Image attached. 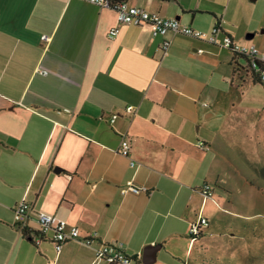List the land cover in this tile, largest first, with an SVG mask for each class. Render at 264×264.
Returning <instances> with one entry per match:
<instances>
[{
    "label": "crops",
    "instance_id": "0c3cea01",
    "mask_svg": "<svg viewBox=\"0 0 264 264\" xmlns=\"http://www.w3.org/2000/svg\"><path fill=\"white\" fill-rule=\"evenodd\" d=\"M122 1L201 32L218 25L264 55V0ZM252 166H264V83L243 57L119 25L83 0H0V264H93L100 242L141 262L154 248L150 264H221L222 238L238 236L230 223L248 222L237 205L255 189ZM128 180L146 191L123 194ZM21 200L92 246L69 241L56 255L50 234L35 246L34 216L14 220ZM199 217L208 224L192 241Z\"/></svg>",
    "mask_w": 264,
    "mask_h": 264
},
{
    "label": "built area",
    "instance_id": "2783aa9c",
    "mask_svg": "<svg viewBox=\"0 0 264 264\" xmlns=\"http://www.w3.org/2000/svg\"><path fill=\"white\" fill-rule=\"evenodd\" d=\"M90 4L96 5L103 9H111L115 12L116 21L119 25H130L135 27L147 26L150 29L153 37H163L167 33L172 32L199 40H205L210 44L221 46L235 55L243 57L247 61V66L253 74H255L261 83H264V55L261 54L254 45L241 46L232 41V39L223 34L221 29L217 26L213 27L210 32H201L194 30L189 26L181 25L175 19H167L159 16L156 13L148 12L147 10L129 6L125 1H113V0H83ZM118 34V29L114 28L110 30L109 36L115 37ZM45 39V36H43ZM169 48V42L164 41L162 43V50L166 52ZM42 74L46 72L41 71ZM126 112L134 114L133 108H126ZM117 118V114L111 116L110 122H113ZM202 143H199V147H202ZM118 152L125 157H129L130 144L127 139L122 138L118 147ZM130 168H136L134 161H129ZM70 178V177H69ZM146 188L137 186L132 180L125 182L121 188L123 194H139L145 192ZM199 192L203 200H211L213 197V187L209 183H204ZM14 220L16 223L21 224L30 218V215L34 216V220L37 224V229L32 232L30 236L31 241L35 246H39L45 236L51 235V242L58 255L61 248L66 242L79 240L81 244L87 247L92 246V240L86 238L80 240L78 230L75 227H68L66 221L57 218L54 215L46 214L43 212H34L33 209L26 203L25 200H21L13 208ZM208 224L207 220L203 217H199L195 222L191 223L188 229V237L194 241L198 238ZM94 262L93 264H142L141 256H130L125 253L121 243H105L100 242L97 246L93 247Z\"/></svg>",
    "mask_w": 264,
    "mask_h": 264
},
{
    "label": "rangeland",
    "instance_id": "374dc122",
    "mask_svg": "<svg viewBox=\"0 0 264 264\" xmlns=\"http://www.w3.org/2000/svg\"><path fill=\"white\" fill-rule=\"evenodd\" d=\"M246 169L255 189L245 193L248 197L247 203L241 202L243 192H238L237 211L245 213L248 222L235 219L230 223V233H237L238 236L235 238L237 240L222 238V247L218 251L221 264H264V166ZM223 225L226 228L228 226L226 223Z\"/></svg>",
    "mask_w": 264,
    "mask_h": 264
},
{
    "label": "water",
    "instance_id": "95a60500",
    "mask_svg": "<svg viewBox=\"0 0 264 264\" xmlns=\"http://www.w3.org/2000/svg\"><path fill=\"white\" fill-rule=\"evenodd\" d=\"M252 36H248L247 38L250 39ZM155 249L151 247H147L143 250L142 253V262L144 264H150L153 260V254H154Z\"/></svg>",
    "mask_w": 264,
    "mask_h": 264
}]
</instances>
